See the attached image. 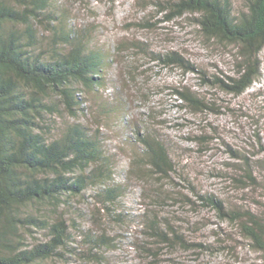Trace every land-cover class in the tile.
<instances>
[{
    "label": "trees",
    "instance_id": "1",
    "mask_svg": "<svg viewBox=\"0 0 264 264\" xmlns=\"http://www.w3.org/2000/svg\"><path fill=\"white\" fill-rule=\"evenodd\" d=\"M157 3L174 15H191L204 34L239 45L242 55L253 60L238 77L226 76L230 82L218 74L208 76L198 66L202 81L236 94L252 84L258 73L256 57L264 48V0ZM65 4L0 0V264H113L118 257L112 252L125 245L120 233H107L104 221L141 224L145 238L123 243L151 260L159 257L160 248L195 249L197 254L224 251L233 246L236 234L264 257V213L252 207L259 200L242 195L240 202L232 204L201 193L174 158L177 153L169 138L131 119L133 133L123 139V148L132 162L172 181L177 174L182 186L192 188L201 200L198 203L182 193L183 203L214 208L217 217L233 229H221L226 237L216 232L221 242L204 244L189 240L171 219L157 213H125L120 202L133 192L129 175L134 174L125 169V180L115 181L119 154L109 153L107 137L98 126H105V116L129 115V99L120 87L105 94L111 82L106 76L114 60L111 50L100 46L89 29L73 25L71 7ZM133 44L152 54L142 42ZM155 57L167 65L196 67L176 51ZM179 93L200 111L212 108L193 92ZM87 100L91 104L86 105ZM259 145L257 150L264 152V142ZM232 153L243 159L238 175H229L235 188L259 190L264 153L262 157ZM82 203L90 204V212L81 208Z\"/></svg>",
    "mask_w": 264,
    "mask_h": 264
},
{
    "label": "rangeland",
    "instance_id": "2",
    "mask_svg": "<svg viewBox=\"0 0 264 264\" xmlns=\"http://www.w3.org/2000/svg\"><path fill=\"white\" fill-rule=\"evenodd\" d=\"M60 1L71 7L74 26L89 29L100 46L111 50L114 60L106 74L111 82L105 94L120 87L129 99V115H117L115 119L105 116V126H98L107 137L109 153L119 154L116 160L119 176L115 181L125 180L122 176L125 169L131 168L134 174L129 175L135 184L133 192L124 195L120 202L125 213L132 216L157 213L171 219L189 240L204 244L221 242L216 232L226 237L221 229H233L229 222L217 217L214 208L183 203L182 193L198 203L201 200L192 188L182 186L184 181L177 174L172 181L146 165L132 162L123 148V139L133 133L130 119L145 122L147 127H154L169 138L177 153L174 158L184 166L183 172L201 193L214 194L232 204L240 202L242 195L252 196L259 200L252 207L264 213V168L258 176L262 182L259 190L236 189L229 177L238 175V166L243 161L232 150L249 157H262L264 153L257 150L259 141L264 142V48L257 54L258 73L252 84L236 94L202 81L198 66L208 76L218 74L230 82L226 76L238 77L253 60L242 55L239 45L204 34L191 15H174L157 0ZM133 41L142 42L152 54L138 50ZM169 51L178 52L196 67L167 65L155 57ZM185 91L193 92L212 108L200 111L191 106L179 93ZM87 101L86 105L91 104ZM93 126L97 127L96 123ZM81 208L88 213L92 207L82 203ZM102 225L109 229L110 235L120 233L118 238L123 242L145 238L143 226L136 222L123 226L104 221ZM236 238L232 247L220 252L202 250L197 254L195 249L160 248L156 260L141 256L134 246L122 242L125 246L112 252L118 257L113 264H172L173 260L179 264H264V257L251 249L241 235L236 234Z\"/></svg>",
    "mask_w": 264,
    "mask_h": 264
}]
</instances>
